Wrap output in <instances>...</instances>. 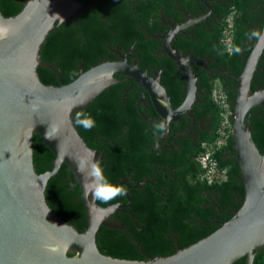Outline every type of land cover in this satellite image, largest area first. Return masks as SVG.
I'll return each mask as SVG.
<instances>
[{"label":"trees","instance_id":"1","mask_svg":"<svg viewBox=\"0 0 264 264\" xmlns=\"http://www.w3.org/2000/svg\"><path fill=\"white\" fill-rule=\"evenodd\" d=\"M89 8L71 22H62L51 30L38 51L39 59L58 68L60 79L73 77L81 70L95 65L98 59L113 60L110 48L117 44L121 50L130 45L137 65L147 72L160 70V84L165 88L171 104L175 93L179 98L180 73L171 60L156 54L158 41L152 35L159 29L157 11L173 0H75ZM186 7L188 0H178ZM22 5L20 0H0V13L13 15ZM212 16L193 28V37L178 34L173 47L185 53L192 49L196 57L208 55L211 66L238 74L245 57L256 40L264 23V0H213ZM228 18L230 21H228ZM144 28V29H142ZM211 28V30L200 29ZM227 30V32H225ZM263 57V55L261 56ZM192 67L197 77L196 95L199 104L191 106L195 120L208 119V127L197 129L199 138L180 136L169 148L160 146L154 135L159 127L149 128L147 122L116 92L103 90L81 110L72 114L71 120L86 145H94L101 156L100 166L106 180L117 185L125 179L130 185L145 181L138 188H126L130 203L123 208L130 211L114 213L126 230L98 227L95 244L104 255L129 260H147L167 256L174 252L171 233L176 237L178 249L187 246L201 232L226 221L230 205H237L235 196L240 194V180L230 157L226 140V125L230 133V115L233 109L234 84L224 73L207 72ZM259 71L252 75L251 89L264 83V59L257 63ZM42 73L56 78L47 67L37 66ZM219 81V82H217ZM258 115L248 118L251 139L260 153H264V106H257ZM253 112V111H252ZM90 117L95 125L85 130L76 124L77 114ZM82 117V118H83ZM174 126L173 132L184 127ZM218 141H221L219 144ZM168 139L166 143H170ZM177 146V148H176ZM230 156L223 158L224 153ZM53 158L43 147L37 134L32 135V164L36 173L44 171ZM204 158V164L202 159ZM212 166L220 175L208 180L207 167ZM65 164H60L44 189L47 206L76 231L84 230V209L79 200V188ZM126 202L123 195L110 200ZM214 221V222H213ZM143 251V253L140 252ZM252 264H264V246L254 252Z\"/></svg>","mask_w":264,"mask_h":264},{"label":"water","instance_id":"2","mask_svg":"<svg viewBox=\"0 0 264 264\" xmlns=\"http://www.w3.org/2000/svg\"><path fill=\"white\" fill-rule=\"evenodd\" d=\"M20 2L13 15L0 13V31L5 34L0 38V264H252L254 252L264 246V153L251 139L245 113L264 104V88L249 91L264 48V23L237 75L216 69L235 81L226 140L241 183L239 202L226 221L201 232L187 246L164 257L129 260L104 255L96 247L99 226L122 229L119 222L108 218L128 203H102L89 191L90 166L96 164L99 152L85 144L71 116L103 90L116 91L151 126L166 129L182 114L190 116L197 88L189 62L203 67L205 62L183 55L171 46L170 39L201 16L174 26L163 40L162 49L185 85L182 102L176 89L170 106L159 74H148L124 56L99 60L83 71L79 67L75 76L60 79L59 70L41 61L38 51L51 30L70 22L85 6L75 0ZM37 66L49 68L56 78ZM33 134L53 155L39 173L32 164ZM80 161L86 162L83 170ZM60 164L70 171L74 181L70 184L79 188L86 222L81 232L60 219L44 199L46 182Z\"/></svg>","mask_w":264,"mask_h":264},{"label":"flooded vegetation","instance_id":"3","mask_svg":"<svg viewBox=\"0 0 264 264\" xmlns=\"http://www.w3.org/2000/svg\"><path fill=\"white\" fill-rule=\"evenodd\" d=\"M211 1H213V0H188V5L186 6V7H184V6H182L181 5V3L180 2H178V0H173V4L171 5V7L170 8H168L167 6H166V4L165 5H163V7H161V8H159L158 9V11H157V20H158V27H159V29L152 35V37L156 40V41H158V48H157V50H156V54H158L159 56H163V55H165L166 57H167V55L164 53V50L162 49V43H163V40H164V38L166 37V34L168 33V32H170V31H172L173 29H174V26H176V25H179V24H183V23H185L188 19H191V18H194V17H198V16H201V19H199L198 21H195V22H193V23H191V24H189V25H187L186 27H184V28H182L180 31H176L175 33H173L172 34V36H171V39H170V44H171V46L173 47V41H177V39H178V34H183L184 36H187V35H190V36H192L193 37V31H192V29L193 28H190V26H193V25H195L196 23H198V22H201L202 21V26L203 27H209V24H208V22H207V20L209 19V21H214V19H215V17H213L212 16V14H211V12H212V5H211ZM82 5H84L85 6V9L83 10V11H85V10H87L88 8H89V6L88 5H85V4H82ZM82 11V12H83ZM81 13V12H80ZM79 14V13H78ZM77 15V14H76ZM74 17H75V15L73 16V18L72 19H74ZM228 20H229V18H228ZM72 21V20H71ZM70 21V22H71ZM142 29H144V28H142ZM200 29H207V30H211V28H200ZM259 35V34H258ZM258 37V36H257ZM257 39V38H256ZM255 42V41H254ZM254 42H253V44H254ZM253 44H252V46H253ZM174 48V47H173ZM252 48V47H251ZM175 49V48H174ZM176 50H178V49H176ZM251 50V49H250ZM110 51L112 52V54H113V60H117V59H119L121 56H124L126 59H127V61L128 62H131V61H135L136 62V64H137V59L133 56V52H134V50L132 49V45H130L126 50H121L120 49V47H118L117 46V44H114L111 48H110ZM178 51H180V50H178ZM181 52V51H180ZM250 52V51H249ZM182 53V52H181ZM183 55H189V54H191V55H193L192 54V49L191 50H187L185 53H182ZM249 54V53H248ZM263 55V57H261ZM193 56H195V55H193ZM248 56V55H247ZM246 56V57H247ZM196 57V56H195ZM246 57H245V60H246ZM168 58V57H167ZM196 58H198V59H202L204 62H205V67H203V66H201L199 63H195V62H193V61H190L189 62V65H190V63H192L193 64V66H195V67H199L200 66V68L202 69V70H206L207 72H214V71H216V72H218L216 69L217 68H219V69H221L220 67H216V66H211L210 64L213 62V59H209L208 58V55L206 54V55H203L202 57H196ZM169 59V58H168ZM259 59H264V48H263V52L261 53V55H260V57L258 58V60ZM99 60H103V59H98V61ZM170 60V59H169ZM258 60H257V62H256V65H257V63H258ZM244 63H245V61H244ZM243 66H244V64H243ZM243 66H242V68H243ZM79 67L80 66H78V71H79ZM175 67V66H174ZM190 67H191V65H190ZM81 68V67H80ZM241 68V69H242ZM256 68H257V66H256ZM58 69V68H57ZM191 69H192V67H191ZM241 69H240V71H241ZM193 70V69H192ZM222 70H227V69H222ZM175 71H177L176 70V67H175ZM229 71V70H228ZM239 71V72H240ZM255 71H259V68H257V70H255ZM254 71V72H255ZM155 72H157L158 74H159V83H160V74H161V71L160 70H155L154 68H152V69H150V71L149 72H147L148 74H152V73H155ZM177 72H179V71H177ZM230 72V71H229ZM238 72V73H239ZM253 72V73H254ZM180 73V72H179ZM219 73H221V72H219ZM230 73H232V72H230ZM225 74V73H224ZM233 74V73H232ZM235 75V74H234ZM237 75V74H236ZM253 75V74H252ZM59 77H60V73H59ZM180 77H181V81L179 82V84H180V86H181V88H180V93H179V102L181 103L182 102V100H183V98H184V95H185V85H184V80H183V78H182V76H181V74H180ZM225 77L226 78H228V77H230V78H232L231 76H229V75H227V74H225ZM195 78H196V82H198V80H197V77L195 76ZM233 79V78H232ZM234 80V79H233ZM196 82H195V86H196ZM217 82H219V81H217ZM252 83H253V81H252V77H251V80H250V84H249V91L250 92H252V91H255V90H258V89H262V88H264V83H262V84H259V85H253L254 86V88H252L251 89V85H252ZM229 88H232L233 89V92H234V94H235V81H234V84H232V85H229L228 86ZM164 88V87H163ZM196 88H197V90H196V92H195V101L190 105V108H191V106L192 105H194V104H199V100H197L196 99V95L198 94H201V92H200V90L198 89V87L196 86ZM164 90H165V88H164ZM165 93H166V90H165ZM166 96H167V98H168V101H169V103H170V106L172 105L171 104V101H170V99H169V96L167 95V93H166ZM234 97H235V95H234ZM233 101H234V99H233ZM233 101H232V107H233ZM257 106H261V107H263L264 106V104L263 105H257ZM257 106H254V107H251L250 109H248L247 111H246V113H245V119H247V121H248V118H250V117H253V116H257L258 115V111L257 110H255L254 111V109L253 108H255L256 109V107ZM232 111H233V109H232ZM232 111H231V115H230V128H231V117H232ZM253 111V112H252ZM192 113H193V109H191L190 110V116H187L186 114H182L177 120H175V121H173L170 125H168L167 127H166V129H163V128H160L161 129V132H160V134H158V135H154V140H159L161 143H160V146H158V144H156V143H153L152 144V147L153 148H156V147H159L160 149H164V148H169L170 149V151L172 150V148L174 147V145H175V140L176 139H178L180 136H184V135H186V136H191L192 138V142H193V144H194V142H196V140L199 138V135L196 133L197 131V129H200V130H204V129H206L207 127H208V125H207V122H208V119L206 118V119H198V120H195L194 119V117H193V115H192ZM140 116V115H139ZM140 118L142 119V120H144L141 116H140ZM145 121V120H144ZM183 121H186V124L184 125V127L183 128H181L180 130H178V131H176V132H173V128H174V126H180V124L183 122ZM147 126L149 127V128H151L152 126L151 125H149L148 123H147ZM248 126H249V121H248ZM249 132H250V126H249ZM184 134V135H183ZM185 137V136H184ZM168 139H170L171 140V142L170 143H166V141L168 140ZM221 141H218L217 143L219 144ZM176 148H177V146H176ZM226 156H230L229 154H228V152H226V153H224V156H223V158L224 157H226ZM230 157H232V156H230ZM101 159V156H100V154H99V158L97 159V161L98 160H100ZM97 163V162H96ZM218 174H220V172H217ZM208 178V180H211V178H209V177H207ZM239 178V177H238ZM120 181H126L125 179H121ZM120 181L118 182V184H117V186H120V187H122L123 189H124V191H125V193H126V196L123 194V196H124V198L126 199V202L128 203V205H129V203H130V198H129V194H128V192L126 191V189L124 188V187H126V188H138V187H140L141 186V182H145V181H141V182H138V183H141L140 185H137L138 183H136V184H133V185H130L127 181H126V183L127 184H119L120 183ZM235 200L237 201V202H239V197L238 196H235ZM126 202H121V203H126ZM114 203H119V202H114ZM112 204V203H111ZM127 205V206H128ZM127 206H125V207H127ZM124 207V208H125ZM234 209V205H230L229 206V208H228V210H227V212H229V213H231V211ZM118 212H124L125 210L122 208L121 210H117ZM116 211H114L113 212V214H112V216L110 217V218H108V220H112V221H117V222H119V220H118V217L116 216V218L114 217V213H115ZM125 212H127L129 215H130V217H131V219L132 220H134V218L132 217V215H131V212L130 211H125ZM214 222V221H213ZM223 222V221H222ZM120 223V222H119ZM221 223V222H220ZM219 223V224H220ZM121 224V223H120ZM121 226H122V230H126L125 229V227L121 224ZM171 237H172V239H173V249L175 250L176 248H178L177 247V243H176V237H175V235L174 234H172L171 233ZM140 252L141 253H143V251L142 250H140Z\"/></svg>","mask_w":264,"mask_h":264},{"label":"clouds","instance_id":"4","mask_svg":"<svg viewBox=\"0 0 264 264\" xmlns=\"http://www.w3.org/2000/svg\"><path fill=\"white\" fill-rule=\"evenodd\" d=\"M4 35L5 34L0 31V38H3ZM82 117L83 114H77L76 124L83 127L86 131L91 130L95 125L94 120L90 117ZM78 166L83 170L87 165L85 161H80ZM89 175L91 178L89 191L95 199L100 200L102 203H107L117 196L124 194V189L122 187L113 185L105 179L102 169L98 164H92L90 166Z\"/></svg>","mask_w":264,"mask_h":264},{"label":"rangeland","instance_id":"5","mask_svg":"<svg viewBox=\"0 0 264 264\" xmlns=\"http://www.w3.org/2000/svg\"><path fill=\"white\" fill-rule=\"evenodd\" d=\"M228 21H230V20H228ZM225 32H227V30ZM205 166L207 167V170H208L207 175L209 178H214V177H217L220 175L212 168V166H210V167L207 165H205Z\"/></svg>","mask_w":264,"mask_h":264},{"label":"built area","instance_id":"6","mask_svg":"<svg viewBox=\"0 0 264 264\" xmlns=\"http://www.w3.org/2000/svg\"><path fill=\"white\" fill-rule=\"evenodd\" d=\"M202 163L204 164V158L202 159Z\"/></svg>","mask_w":264,"mask_h":264}]
</instances>
